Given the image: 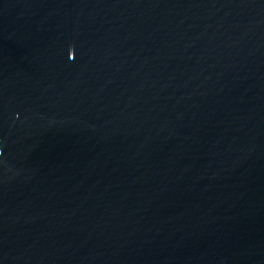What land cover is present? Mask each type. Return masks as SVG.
<instances>
[{
	"label": "water",
	"instance_id": "1",
	"mask_svg": "<svg viewBox=\"0 0 264 264\" xmlns=\"http://www.w3.org/2000/svg\"><path fill=\"white\" fill-rule=\"evenodd\" d=\"M0 264H264V0H0Z\"/></svg>",
	"mask_w": 264,
	"mask_h": 264
}]
</instances>
